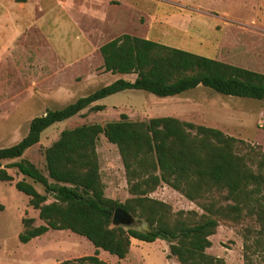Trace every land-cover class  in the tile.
<instances>
[{
    "label": "trees",
    "instance_id": "16d2710c",
    "mask_svg": "<svg viewBox=\"0 0 264 264\" xmlns=\"http://www.w3.org/2000/svg\"><path fill=\"white\" fill-rule=\"evenodd\" d=\"M99 52L105 72L135 75V79H119L62 109L33 118L18 143L0 149V182L12 181L6 171L12 167L45 192L40 195L24 181L15 183L14 188L29 198V206L38 211L43 222L32 227L33 221L24 219L19 242L27 244L50 230L69 231L85 238L95 249L93 256L76 262L106 264L98 259L99 251L123 260L131 240H162L169 245L168 257H174L179 264H225L223 259L206 254L211 247L209 237L215 234L219 220H238L244 212L255 217L264 229V155L259 156L256 171L252 170L236 154L238 140L219 130L171 117L131 122L126 115H120L119 121L104 126L82 125L62 131L44 151L46 175L23 160L2 166L38 144L47 128L85 109L101 112L103 106L92 104L124 91L166 98L202 87L225 97L264 103V75L260 73L130 35L105 43ZM100 136L115 146L120 156L128 193L133 196L124 203L104 196L96 153ZM160 184L196 202L204 214L193 224L173 218L168 206L148 198ZM216 191H224L232 204H216L212 198ZM117 209L143 220L147 230L113 227Z\"/></svg>",
    "mask_w": 264,
    "mask_h": 264
},
{
    "label": "rangeland",
    "instance_id": "374dc122",
    "mask_svg": "<svg viewBox=\"0 0 264 264\" xmlns=\"http://www.w3.org/2000/svg\"><path fill=\"white\" fill-rule=\"evenodd\" d=\"M8 1L0 0V12L8 9ZM50 1L56 3L58 0ZM65 1L71 7L69 26L70 33H74L70 35V40L76 36L77 25L80 27L76 13L81 9L84 15L92 18L89 23L93 32L90 34H94L101 43L130 35L264 75V0ZM24 19L25 36L15 43L13 49L0 56V75H5V79L0 81V149L18 143L27 134L34 117L41 116L44 111L62 109L108 82L100 78L81 87L80 75L77 74L80 66H73L67 72V97L58 105L52 107L45 104V98L41 96L28 102V62H40L46 66L48 59L42 56V52L37 54L32 51L31 36L35 31L29 30L26 24L29 18ZM39 44L42 48V43ZM30 56L33 58L30 59ZM71 78L79 84H74ZM124 78L133 81L135 75ZM36 89L37 93L44 92V84H37ZM104 103L122 110L118 114L110 110L107 113L88 110L85 114L79 113L56 123L47 128L41 134L39 143L21 158L5 161L2 166L8 167L23 160L46 175L44 151L62 131L82 125L104 126L119 121L120 115H126L131 122L171 117L219 130L238 140L236 154L254 171L259 156L264 155V103L261 101L225 97L198 87L180 96L166 98L143 91H127L108 97ZM100 137L102 140L99 139L96 151L98 148L104 196L124 203L133 196L128 193L120 156L114 146L108 144L103 136ZM6 171L12 181L0 182V264H58L65 261L80 264L76 260L94 255V247L85 238L69 231L50 230L27 244L20 243L18 237L24 231V219H31L32 227L43 225V222L38 218V211L29 206V198L18 192L14 185L24 181L40 195L45 192L42 186L20 175L15 168L9 167ZM225 197L224 191H216L212 195L218 205L232 204ZM148 198L168 206L173 218H181L191 224L204 214L196 202L188 201L164 184H160ZM125 229L145 231L147 225L131 216V225ZM209 241L211 247L206 254L223 259L225 264H264V229L255 217L246 216L244 212L238 220H219ZM168 246L162 240L154 243L131 240L129 252L123 260L103 251L97 257L106 264H179L174 257H168Z\"/></svg>",
    "mask_w": 264,
    "mask_h": 264
},
{
    "label": "crops",
    "instance_id": "0c3cea01",
    "mask_svg": "<svg viewBox=\"0 0 264 264\" xmlns=\"http://www.w3.org/2000/svg\"><path fill=\"white\" fill-rule=\"evenodd\" d=\"M70 8L65 0H58L56 3L50 0H9L8 9H3L5 11L0 12V56L4 55L5 51L13 49L15 43L25 36V19L23 20V17H28L29 20L26 24L29 30L34 29L35 31L31 36L33 43L31 49L37 54L42 52V56L48 59L46 66L35 61L27 63L29 72L26 73V80L30 91L28 102L37 96H41L45 98L43 99L45 104L52 107L58 105L67 97V86L65 85L68 81L67 72L73 66H80V72L77 74L80 75L81 87L88 86L100 78L107 79L108 82L105 85L107 86L119 79L124 80V77L127 76L113 75L104 71L99 49L111 40L101 43L100 39H95L94 34H90L93 32L90 31L91 23H89L92 18L84 15L81 9L80 12L77 11L76 13L80 27L77 25L75 28L76 36L70 40V35L74 33L72 31L70 33ZM118 22L120 21L118 20ZM39 40L41 41L39 42ZM39 43H42V48ZM32 58L30 56V59ZM4 79L5 75H0V81ZM72 81L74 84H79L73 79ZM37 84H44L45 91L37 93ZM85 96L87 95H83L81 98ZM107 98L93 103L92 106H103L104 110L101 112L104 113L109 112V110L115 113L122 110L115 105H105L104 101ZM45 112L47 111H44L42 115ZM87 112L88 109H85L80 114ZM99 139L102 140L101 137ZM96 153L98 154V148Z\"/></svg>",
    "mask_w": 264,
    "mask_h": 264
},
{
    "label": "water",
    "instance_id": "95a60500",
    "mask_svg": "<svg viewBox=\"0 0 264 264\" xmlns=\"http://www.w3.org/2000/svg\"><path fill=\"white\" fill-rule=\"evenodd\" d=\"M131 225V216L121 209H117L113 213L112 226L113 227H129Z\"/></svg>",
    "mask_w": 264,
    "mask_h": 264
}]
</instances>
